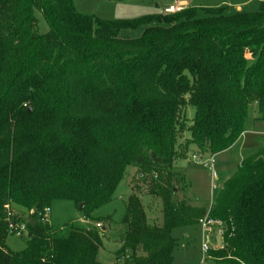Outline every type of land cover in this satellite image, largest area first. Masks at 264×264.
I'll list each match as a JSON object with an SVG mask.
<instances>
[{"label":"trees","instance_id":"trees-1","mask_svg":"<svg viewBox=\"0 0 264 264\" xmlns=\"http://www.w3.org/2000/svg\"><path fill=\"white\" fill-rule=\"evenodd\" d=\"M137 28V38L119 36ZM252 104L264 122V1L257 12L208 8L199 17L186 7L105 20L73 0H0V264H103L99 229L67 224L63 235L40 215L68 200L90 219L128 167L160 200L161 221L148 223L131 183L112 264H173L172 230L205 216L221 223L210 262L264 264V135L246 131ZM242 135L257 151L213 205L191 204L176 163L191 146L215 155ZM10 223L26 226L21 252L4 246Z\"/></svg>","mask_w":264,"mask_h":264},{"label":"rangeland","instance_id":"rangeland-1","mask_svg":"<svg viewBox=\"0 0 264 264\" xmlns=\"http://www.w3.org/2000/svg\"><path fill=\"white\" fill-rule=\"evenodd\" d=\"M184 1L187 7L195 8L199 17L206 14L208 8H224L225 14H234L236 6H240L242 12H257L264 0H73L77 12L93 14L105 20L133 19L144 15L162 13L169 5ZM38 33L47 31V24L37 13ZM142 29H129L120 33L121 38H137L141 35ZM187 124L189 125L194 115L192 107L186 108ZM256 106L249 107L246 120V127L250 130H264V123L256 120ZM188 133L179 138L184 141ZM254 149L242 147L237 141L231 148L214 155L213 171H210L205 164L208 163L210 155H202L194 146H191L185 160H179L177 167L182 168L184 180L187 184L186 194L189 202L196 206L208 208L215 203L223 183L235 172L241 160L252 153ZM139 170L128 167L123 179L118 184L111 201L100 205L92 210L91 218L84 219L77 206L68 200H56L50 204V212L47 221L53 229H61L66 234L67 224L81 228H97L102 232L101 245L98 250L97 259L103 264L114 262V253L120 247L121 221L125 214V205L128 196L131 194V183L135 185L143 205L149 224L160 223L161 203L158 198L146 194V188L142 180H137ZM215 174V177L213 176ZM147 177V175L145 174ZM183 194L177 193V199ZM15 215L20 220H28L27 212L20 208L13 207ZM6 218L9 217V207L5 206ZM109 218V219H107ZM99 221V223H97ZM97 224L100 226L98 227ZM215 229V230H214ZM212 232L219 234V228ZM171 235L176 239L177 246L174 250L173 264H213L206 257L203 262L204 253L202 246L206 243L210 249L218 248L214 243L211 232L205 231L200 224L175 228ZM27 235L25 233L8 234L4 240V246L8 251L21 252L26 247ZM207 255H210V250ZM210 257V256H209Z\"/></svg>","mask_w":264,"mask_h":264},{"label":"built area","instance_id":"built-area-1","mask_svg":"<svg viewBox=\"0 0 264 264\" xmlns=\"http://www.w3.org/2000/svg\"><path fill=\"white\" fill-rule=\"evenodd\" d=\"M184 8H185L184 4L170 5V6L163 9V13L164 14L176 13V12L183 10ZM213 158H214V155H210V159H209L208 163L205 164V166L210 171H213V163H214ZM213 176L215 177L214 173H213ZM49 212H50V207H46L44 209L43 213L40 215V218L43 222L47 221V216H48ZM198 224H200L202 226V228L208 232H212V230L214 228H219L221 226L220 221L213 219V218H210L208 216L201 218L199 220ZM97 226L99 227L100 225L97 224ZM8 228H9V232H14V233H25L26 232V226L24 223H22L20 225H14V224L10 223L8 225ZM202 250L204 253V257H205V255L207 257V254L210 250V247L206 243H204L202 246ZM206 257L203 258V262L206 261Z\"/></svg>","mask_w":264,"mask_h":264},{"label":"crops","instance_id":"crops-1","mask_svg":"<svg viewBox=\"0 0 264 264\" xmlns=\"http://www.w3.org/2000/svg\"><path fill=\"white\" fill-rule=\"evenodd\" d=\"M177 4H184L185 5V8L187 7V4H186V2H184V1H180V2H178V3H176V4H173V5H177ZM170 6V5H169ZM236 10H240V6H236ZM163 13V12H162ZM261 123H264V122H261ZM247 133H249V134H251V133H253V134H259V135H264V130H255L254 128L252 129V130H250V129H248L247 128ZM248 140V137L247 136H245V135H242L239 139H238V141L239 142H241V145H242V147H244L243 146V144H244V142L245 141H247ZM247 149H250V148H247ZM252 149H254V151L252 152V153H250L249 155H251V154H253V153H255L256 151H257V149L256 148H252ZM248 155V156H249ZM215 230V229H214ZM211 235H212V237H213V239H214V243H215V239H216V237H217V233H213V232H211Z\"/></svg>","mask_w":264,"mask_h":264},{"label":"water","instance_id":"water-1","mask_svg":"<svg viewBox=\"0 0 264 264\" xmlns=\"http://www.w3.org/2000/svg\"><path fill=\"white\" fill-rule=\"evenodd\" d=\"M83 203H80L79 206H78V209L81 210L83 208ZM215 245L216 247H220L221 245V242H220V235L218 234L216 239H215Z\"/></svg>","mask_w":264,"mask_h":264}]
</instances>
